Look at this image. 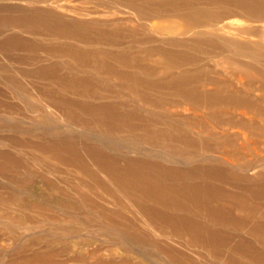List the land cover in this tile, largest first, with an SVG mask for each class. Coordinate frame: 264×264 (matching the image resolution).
<instances>
[{"label": "rangeland", "instance_id": "1", "mask_svg": "<svg viewBox=\"0 0 264 264\" xmlns=\"http://www.w3.org/2000/svg\"><path fill=\"white\" fill-rule=\"evenodd\" d=\"M0 264H264V0H0Z\"/></svg>", "mask_w": 264, "mask_h": 264}]
</instances>
